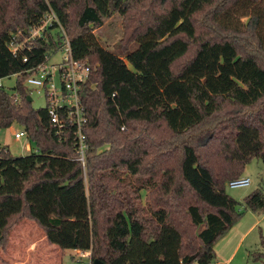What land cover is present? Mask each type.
Listing matches in <instances>:
<instances>
[{
	"label": "trees",
	"instance_id": "1",
	"mask_svg": "<svg viewBox=\"0 0 264 264\" xmlns=\"http://www.w3.org/2000/svg\"><path fill=\"white\" fill-rule=\"evenodd\" d=\"M138 3L0 0V80L19 74L20 96L16 102L0 90V127L23 126L38 152L14 157L0 147V250H7L11 231L27 219L49 244L91 253L92 262L214 264L215 245L241 220L242 204L225 185L240 178L253 158L264 165V0H177L162 14L139 20L136 48L122 53L104 48L95 31L115 14L129 17ZM51 11L74 58L93 69L82 94L85 166L78 161L74 129L60 140L47 110L32 107L23 84L26 72L56 46L58 31L49 28L17 55L9 49L15 35L28 37ZM198 14L205 15L212 37L177 72L197 40ZM226 104L251 112L223 127L218 114ZM216 118L219 126L209 129ZM157 124L176 139L199 131L184 140L176 165L173 155L144 148L152 142L146 126ZM120 165L126 172L114 174ZM143 172L146 186L121 182L123 175ZM148 188L145 203L141 192ZM191 196L198 205L185 200ZM243 205L262 213L263 189ZM261 238L264 245V234Z\"/></svg>",
	"mask_w": 264,
	"mask_h": 264
},
{
	"label": "rangeland",
	"instance_id": "2",
	"mask_svg": "<svg viewBox=\"0 0 264 264\" xmlns=\"http://www.w3.org/2000/svg\"><path fill=\"white\" fill-rule=\"evenodd\" d=\"M177 0H139L138 4L134 5L135 10L130 14L129 17H124L120 14L113 15L109 20L105 22V25L95 31V35L99 40V43L111 52L122 53L126 49H134L137 44L135 42L136 30L140 26L139 20L143 17L145 22L148 21L152 14L159 15L165 12L169 7L170 3ZM238 13L233 14L237 16ZM230 20H235L234 17H230ZM244 22L247 21L246 18L243 19ZM195 22L197 27V40L191 42V50L189 54L179 61L175 67V71H180L184 65H186L194 56L196 50L199 48L202 40L211 38V34L205 30L206 20L204 14H198L195 16ZM55 51H53L54 53ZM61 55H57L55 61L60 59ZM19 82L18 76L14 75L9 78L0 80V85L3 86L4 90L10 95H16L17 91L15 87ZM24 88L28 94H31L32 107L35 110L46 108V98L44 94L38 93L30 88L27 81L24 83ZM59 85V83H57ZM255 110H258L257 108ZM241 111V113H239ZM251 109H244L235 105H224L222 111L218 114L221 126H229L230 119L235 118L244 113L248 114ZM218 119L212 120L209 129H213L217 125ZM219 126V124L217 125ZM149 128V136L151 141L144 145L146 150L155 152L159 156H169L173 155V164L176 165L178 158L181 153V145L184 140H189L190 136H194L199 131H194L185 136V138H173L172 134L166 129L163 124H157L155 126H146ZM25 132V128L17 123L13 124L10 128L0 127V147H7L14 157H24L30 153L28 146L36 148L35 143L27 137H22L18 140L15 138L16 132ZM179 146V148L177 147ZM150 147H153L152 149ZM178 148V149H177ZM33 151H35L33 149ZM118 164V163H115ZM126 172L124 166H118L114 174L120 175ZM108 174V173H106ZM161 173L156 181H161ZM148 174L143 172L141 177L134 178H123L121 182H129L133 187L140 188L145 185V178ZM243 178H249L251 180V185L244 188H230L228 183L225 185V190L228 195L233 197L236 201L240 202L242 206L239 207L240 212L243 214L239 223H237L232 230L220 239L215 245L216 258L214 264H264V258L259 256L264 254V245L262 244L261 236L264 234V211L262 213H254L250 210H246L243 205L244 199L251 193L261 188L264 191V165L257 159L253 158L250 163L245 167L242 173ZM128 179V180H127ZM87 180V179H86ZM146 186V185H145ZM146 188V187H143ZM148 189L142 190L143 201L146 203ZM187 202L198 205L196 199L191 196L185 199ZM203 212H208L210 210L202 207ZM25 224H28L25 223ZM33 224V223H32ZM30 227H34L31 225ZM18 228V227H17ZM19 230V228L17 229ZM15 231L14 233H16ZM13 233V234H14ZM35 240H40L38 236H34ZM20 244V239L14 234L12 245L15 247ZM26 245V244H25ZM27 246V245H26ZM60 261L56 264H79L78 260L81 258V253H76L74 250H66L64 254L61 255ZM7 262V263H6ZM85 264L91 263V258L87 256L83 259ZM16 262L11 261V257L4 254L0 250V264H14Z\"/></svg>",
	"mask_w": 264,
	"mask_h": 264
},
{
	"label": "built area",
	"instance_id": "3",
	"mask_svg": "<svg viewBox=\"0 0 264 264\" xmlns=\"http://www.w3.org/2000/svg\"><path fill=\"white\" fill-rule=\"evenodd\" d=\"M49 28H55L59 33L55 41L56 46L46 54L43 63L26 72L28 75L26 81L34 91L45 95V109L57 137L61 140L65 138L67 130L74 129L78 146V161L85 166L88 145L84 129L88 119L82 102V94L91 79L93 71L91 64L74 58L71 41L53 11L44 16L40 25L32 29L28 37L25 38L22 33L15 35L9 44V49L17 55L25 48H29L34 40L41 38ZM57 55L61 57L55 61ZM24 62H27V59H24ZM0 90H4L1 85ZM30 95L28 94L29 97ZM12 96L16 102H19L18 93ZM122 130L125 128L123 127ZM25 136L26 133L23 131L15 133V138L18 140ZM250 185L251 180L243 177L228 183L230 188H244ZM87 256L91 258V253L81 252L78 263L85 264L83 259ZM90 264H93L92 259Z\"/></svg>",
	"mask_w": 264,
	"mask_h": 264
},
{
	"label": "crops",
	"instance_id": "4",
	"mask_svg": "<svg viewBox=\"0 0 264 264\" xmlns=\"http://www.w3.org/2000/svg\"><path fill=\"white\" fill-rule=\"evenodd\" d=\"M28 148L32 150L30 153H38L37 149L31 145ZM27 222L28 224H25ZM31 225L34 227H30ZM15 231L17 232L14 233ZM13 233L20 239V244L15 247L12 245ZM34 236H39L41 239L37 241ZM75 252L81 253L80 251ZM3 253L10 256L11 261L16 262L14 264H56L60 261L64 251L49 244L45 233L34 222L24 219L11 231L9 246Z\"/></svg>",
	"mask_w": 264,
	"mask_h": 264
},
{
	"label": "water",
	"instance_id": "5",
	"mask_svg": "<svg viewBox=\"0 0 264 264\" xmlns=\"http://www.w3.org/2000/svg\"><path fill=\"white\" fill-rule=\"evenodd\" d=\"M29 101L32 102V98H31V97H29ZM93 264H105V263L102 262V261H100V260H95V261L93 262Z\"/></svg>",
	"mask_w": 264,
	"mask_h": 264
}]
</instances>
